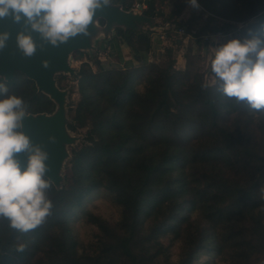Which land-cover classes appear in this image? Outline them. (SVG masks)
I'll return each instance as SVG.
<instances>
[{
  "label": "trees",
  "instance_id": "16d2710c",
  "mask_svg": "<svg viewBox=\"0 0 264 264\" xmlns=\"http://www.w3.org/2000/svg\"><path fill=\"white\" fill-rule=\"evenodd\" d=\"M144 1L141 13L152 17L154 2ZM197 2L225 20L203 28L226 33L233 26L234 38L242 40L264 26V0ZM110 3L128 10L134 0ZM162 25L192 32L188 21L166 19ZM155 26H114L111 38L132 50L134 65L98 63L93 70L81 61L78 99L66 127L86 131L85 143L71 152V183L56 187L44 176L52 208L33 230L13 229L0 217V264H212L195 262L203 250L228 264H264V109L224 95L214 72L216 81L206 84L189 66L175 68L174 59L147 60ZM0 82L8 88L0 99L22 97L26 113L56 108L19 71ZM97 190L110 193L121 214L109 222L87 212L98 235L92 250L80 252L70 222L75 208ZM173 242L179 243L174 260ZM20 245L24 251L17 252Z\"/></svg>",
  "mask_w": 264,
  "mask_h": 264
},
{
  "label": "clouds",
  "instance_id": "9594fccd",
  "mask_svg": "<svg viewBox=\"0 0 264 264\" xmlns=\"http://www.w3.org/2000/svg\"><path fill=\"white\" fill-rule=\"evenodd\" d=\"M111 0H0V20H22L31 30L56 45L77 34H87L96 9ZM198 9L197 0H189ZM232 39L219 47L211 68L223 81L224 95L237 102L246 101L254 110L264 109V26L259 35ZM8 32L0 33V49L5 47ZM18 47L25 56H32L35 44L23 31L17 34ZM7 85L0 82V95L7 93ZM22 97L11 95L0 99V217L10 227L28 232L41 225L50 215L52 202L46 199L51 187L44 178L48 154L30 144L23 133L22 119L26 116ZM54 140V138H52ZM31 152L27 167L21 170L16 155ZM24 251V245L16 249Z\"/></svg>",
  "mask_w": 264,
  "mask_h": 264
},
{
  "label": "rangeland",
  "instance_id": "374dc122",
  "mask_svg": "<svg viewBox=\"0 0 264 264\" xmlns=\"http://www.w3.org/2000/svg\"><path fill=\"white\" fill-rule=\"evenodd\" d=\"M136 1L140 0H134V3ZM153 2L155 15L150 17L151 22L159 25L161 28L165 27L166 30H173L172 35H168L169 33L165 32V37L160 38V28L158 26L155 27L150 35V49L145 53V58L158 63H165L168 59H174L175 68L183 69L189 66L190 69L202 74L204 83H214L216 78L211 64L215 58L217 49L228 41L235 39L233 26L229 28L230 35L225 34L219 38L210 36L215 31L221 30L213 31L209 30V28H203L204 24L208 22L209 26L219 27L225 20L210 15L199 3V8L196 9L191 7L189 0H153ZM166 19L188 21L193 33L190 30L188 32L185 30L186 34H178L176 31L177 27H174L176 28L174 29L171 25H162ZM93 24L95 32L89 37L90 46L78 49L83 51V55L80 56L76 52L77 50H73L66 57L67 64L71 67L72 71L59 70L53 74L56 87L64 92L65 130L67 135L72 137L70 142L64 143L66 154L62 158L58 169L59 182L56 184V187H68L70 185L72 175L71 152L85 143V127L78 128L75 131H71L66 127V123L69 121V107H73L78 99L76 78L77 69L81 61H88L93 70L97 68L98 63L106 68H121L136 64L132 50L124 43H116L111 38L112 30L116 24H112L109 31L104 28V19L103 24H100L97 19ZM173 25L175 24L173 23ZM137 28L146 30L148 23H138ZM204 36L208 37L204 38ZM167 49L170 50L168 51ZM87 212L98 215L109 222H114L120 217L121 209L113 201L112 195L105 190L92 192L83 200L81 206L75 208V214L71 219L70 227L73 236L77 240V247L80 252L92 250L96 245L98 235L97 227L86 220ZM163 242L166 244L168 240H163ZM169 249L171 258L173 260L176 259L178 257L179 243L173 242ZM202 261H209L212 264H228L221 256L208 250H203L197 255L195 262L200 263Z\"/></svg>",
  "mask_w": 264,
  "mask_h": 264
},
{
  "label": "water",
  "instance_id": "95a60500",
  "mask_svg": "<svg viewBox=\"0 0 264 264\" xmlns=\"http://www.w3.org/2000/svg\"><path fill=\"white\" fill-rule=\"evenodd\" d=\"M102 18L105 20L104 28L109 31L112 24L125 28H137V24L147 22L152 25L151 18L133 9L123 10L120 6L109 3L96 9L93 21L87 28V34L80 33L70 37L66 42H57L56 45L42 38V36L26 26L23 20L17 24L10 18L0 20V33L8 32L9 38L5 47L0 49V77L11 79L15 71L25 74L32 79L37 90L46 93L57 104L50 113H27L22 119V131L29 138L30 144L39 147L48 154L45 161L44 176L54 185L59 182L58 169L62 158L66 154L64 143L72 140L65 130V116L63 110L64 92L56 87L53 74L55 71H72L67 64L66 57L69 52L90 46L89 37L95 32L93 22ZM23 31L30 35L35 44L32 56H25L18 47L17 34ZM54 138V140L52 139ZM31 152H22L16 155L21 170L27 167Z\"/></svg>",
  "mask_w": 264,
  "mask_h": 264
},
{
  "label": "built area",
  "instance_id": "2783aa9c",
  "mask_svg": "<svg viewBox=\"0 0 264 264\" xmlns=\"http://www.w3.org/2000/svg\"><path fill=\"white\" fill-rule=\"evenodd\" d=\"M146 8V3H145V1H136L135 3H133V5L131 6V9H133L134 11H142L143 9H145ZM155 27H157V26H155ZM159 27V26H158ZM160 28V31H159V37L160 38H164L165 37V32H166V28L165 27H159ZM176 31L178 32V34H181V35H183V34H186V32H185V29L183 28V27H178L177 29H176ZM225 34H228V35H230V32H226V33H224V32H222V31H215L214 33H212V34H210V36H216V37H223ZM208 36H204V38H207ZM243 40V39H242Z\"/></svg>",
  "mask_w": 264,
  "mask_h": 264
},
{
  "label": "crops",
  "instance_id": "0c3cea01",
  "mask_svg": "<svg viewBox=\"0 0 264 264\" xmlns=\"http://www.w3.org/2000/svg\"><path fill=\"white\" fill-rule=\"evenodd\" d=\"M133 62V61H132Z\"/></svg>",
  "mask_w": 264,
  "mask_h": 264
}]
</instances>
